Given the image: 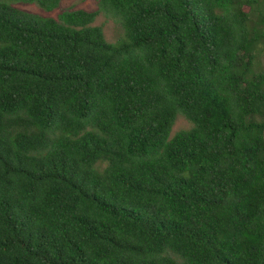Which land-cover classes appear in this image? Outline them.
<instances>
[{
  "label": "trees",
  "instance_id": "1",
  "mask_svg": "<svg viewBox=\"0 0 264 264\" xmlns=\"http://www.w3.org/2000/svg\"><path fill=\"white\" fill-rule=\"evenodd\" d=\"M13 2L0 264H264V0Z\"/></svg>",
  "mask_w": 264,
  "mask_h": 264
},
{
  "label": "rangeland",
  "instance_id": "2",
  "mask_svg": "<svg viewBox=\"0 0 264 264\" xmlns=\"http://www.w3.org/2000/svg\"><path fill=\"white\" fill-rule=\"evenodd\" d=\"M14 7L19 10L28 11L42 17L56 18L57 14L64 9H84L92 11L97 9V0H61L59 7L53 11H45L40 8L36 3H22L13 2ZM248 10V7L245 8ZM93 25H99L102 27L105 39L111 43H117L124 36L123 28L120 21L105 12H100L93 21ZM190 122L182 115H178L175 119V123L172 127L171 134L180 129H187L190 127Z\"/></svg>",
  "mask_w": 264,
  "mask_h": 264
}]
</instances>
